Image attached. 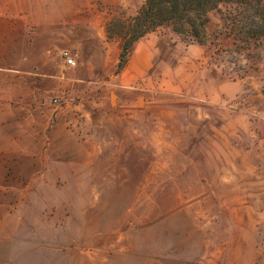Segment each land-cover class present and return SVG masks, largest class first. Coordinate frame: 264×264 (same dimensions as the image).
<instances>
[{
  "label": "crops",
  "instance_id": "0c3cea01",
  "mask_svg": "<svg viewBox=\"0 0 264 264\" xmlns=\"http://www.w3.org/2000/svg\"><path fill=\"white\" fill-rule=\"evenodd\" d=\"M145 1L0 0V264H218L90 247L74 229L95 189L102 120L137 118L154 97L180 96L199 102L201 119L223 110L227 134L239 136L251 130L242 99L264 90V37L257 69L242 79H222L208 64L211 41L188 43L169 27L139 39L119 70L108 8L133 15ZM223 29L212 13L207 38ZM254 252L226 264H264L263 250Z\"/></svg>",
  "mask_w": 264,
  "mask_h": 264
},
{
  "label": "rangeland",
  "instance_id": "374dc122",
  "mask_svg": "<svg viewBox=\"0 0 264 264\" xmlns=\"http://www.w3.org/2000/svg\"><path fill=\"white\" fill-rule=\"evenodd\" d=\"M108 13L109 20L136 15L123 5ZM220 35L207 38L214 45L208 64L222 79L253 73L258 52L238 53L226 34L217 41ZM245 99L238 110L250 108L251 130L239 136L227 134L223 110L201 119L199 102L180 96L154 97L151 111L137 118L102 120L95 189L84 222L74 224L83 242L218 264L248 263L258 246L264 258V90Z\"/></svg>",
  "mask_w": 264,
  "mask_h": 264
},
{
  "label": "trees",
  "instance_id": "16d2710c",
  "mask_svg": "<svg viewBox=\"0 0 264 264\" xmlns=\"http://www.w3.org/2000/svg\"><path fill=\"white\" fill-rule=\"evenodd\" d=\"M212 13L222 17L224 29L220 34L233 40L236 52L253 46L258 52L264 37V0H146L132 18L106 24L108 40L122 43L119 70L133 45L160 28H171L188 43L206 45Z\"/></svg>",
  "mask_w": 264,
  "mask_h": 264
},
{
  "label": "built area",
  "instance_id": "2783aa9c",
  "mask_svg": "<svg viewBox=\"0 0 264 264\" xmlns=\"http://www.w3.org/2000/svg\"><path fill=\"white\" fill-rule=\"evenodd\" d=\"M63 58L69 66H75L76 62L68 51L63 52Z\"/></svg>",
  "mask_w": 264,
  "mask_h": 264
}]
</instances>
